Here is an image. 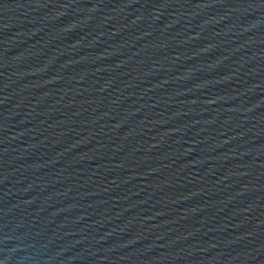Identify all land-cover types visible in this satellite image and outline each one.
I'll use <instances>...</instances> for the list:
<instances>
[{
  "label": "water",
  "instance_id": "obj_1",
  "mask_svg": "<svg viewBox=\"0 0 264 264\" xmlns=\"http://www.w3.org/2000/svg\"><path fill=\"white\" fill-rule=\"evenodd\" d=\"M0 264H264V0H0Z\"/></svg>",
  "mask_w": 264,
  "mask_h": 264
}]
</instances>
